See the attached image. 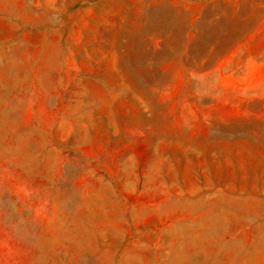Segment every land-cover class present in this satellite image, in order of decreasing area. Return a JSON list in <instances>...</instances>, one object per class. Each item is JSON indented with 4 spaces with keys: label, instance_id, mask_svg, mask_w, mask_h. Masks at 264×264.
<instances>
[{
    "label": "rangeland",
    "instance_id": "374dc122",
    "mask_svg": "<svg viewBox=\"0 0 264 264\" xmlns=\"http://www.w3.org/2000/svg\"><path fill=\"white\" fill-rule=\"evenodd\" d=\"M0 264H264V0H0Z\"/></svg>",
    "mask_w": 264,
    "mask_h": 264
}]
</instances>
